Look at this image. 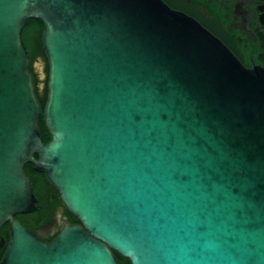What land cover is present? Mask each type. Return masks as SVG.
Here are the masks:
<instances>
[{
  "label": "water",
  "instance_id": "obj_1",
  "mask_svg": "<svg viewBox=\"0 0 264 264\" xmlns=\"http://www.w3.org/2000/svg\"><path fill=\"white\" fill-rule=\"evenodd\" d=\"M28 163L80 222L50 243L16 218L41 206ZM3 248L0 264H264V68L162 0H0Z\"/></svg>",
  "mask_w": 264,
  "mask_h": 264
},
{
  "label": "flooded vegetation",
  "instance_id": "obj_2",
  "mask_svg": "<svg viewBox=\"0 0 264 264\" xmlns=\"http://www.w3.org/2000/svg\"><path fill=\"white\" fill-rule=\"evenodd\" d=\"M162 1L173 10L198 21L218 37L246 68H264V0ZM38 58H43L46 72L48 63L46 56L38 55L31 64L35 84L40 95H43L46 87L40 88L39 74L33 66ZM25 170L33 180V190L40 199L41 206L37 211L26 214L28 225H24L37 233L41 240L50 243L63 227L80 222L68 210L60 192L51 184L46 173L36 171L32 163H28Z\"/></svg>",
  "mask_w": 264,
  "mask_h": 264
},
{
  "label": "trees",
  "instance_id": "obj_3",
  "mask_svg": "<svg viewBox=\"0 0 264 264\" xmlns=\"http://www.w3.org/2000/svg\"><path fill=\"white\" fill-rule=\"evenodd\" d=\"M43 34H44V25L42 21L40 20L31 19L29 20L27 26L24 28L23 41L27 48L28 54L31 57V64L36 60V57L38 55L45 56V52L43 48ZM30 70L31 71L33 70L32 65L30 66ZM47 72H48V68H47ZM37 93H38L39 100H40V103L43 109L46 103L48 90L46 88L44 94L40 95L39 90L37 88ZM40 129L42 133L43 143L45 144L49 143L51 141V135L49 134L43 121H41L40 123ZM16 218H18L23 224L28 225L27 215H17ZM30 229H32V227H30ZM1 233H2V236L5 237L8 242L9 237H10V225L6 224L2 228ZM4 253H5V248H3L0 251V262L4 256ZM114 253L116 255V258L119 264H131L129 259L124 258L117 252H114Z\"/></svg>",
  "mask_w": 264,
  "mask_h": 264
},
{
  "label": "rangeland",
  "instance_id": "obj_4",
  "mask_svg": "<svg viewBox=\"0 0 264 264\" xmlns=\"http://www.w3.org/2000/svg\"><path fill=\"white\" fill-rule=\"evenodd\" d=\"M43 59V58H42ZM44 61V60H43ZM45 64V63H44Z\"/></svg>",
  "mask_w": 264,
  "mask_h": 264
}]
</instances>
